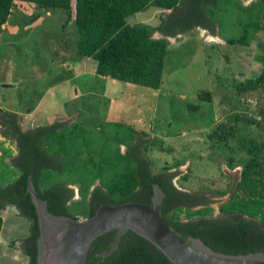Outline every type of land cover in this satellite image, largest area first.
Returning a JSON list of instances; mask_svg holds the SVG:
<instances>
[{
	"label": "rangeland",
	"instance_id": "rangeland-1",
	"mask_svg": "<svg viewBox=\"0 0 264 264\" xmlns=\"http://www.w3.org/2000/svg\"><path fill=\"white\" fill-rule=\"evenodd\" d=\"M242 2L250 5V0ZM209 8L211 5H206L205 11ZM169 13L152 7L129 18V22L158 26ZM243 16L236 8H226L219 17L217 36L195 27L189 32L190 36L170 41L162 87L156 90L97 75L96 62L77 55L76 31L74 27H65L66 12L16 2L8 23L0 25V138H5L1 123L7 112L19 114L24 130L72 121L70 127L53 132L46 141L56 143L51 144L54 151L62 152L57 141L77 125L74 142L79 144H74L73 148L79 147L85 159L76 167L67 164L62 174L52 173L49 179L50 184L58 180L71 181L76 201L80 202L83 190L89 192L99 185L95 180L98 170L89 164V157L94 153L85 145L103 144L108 135L112 139L116 134L115 126L105 130L106 124L120 123L126 127L123 137L130 138L132 133L134 137L147 136L150 143L145 146V155L153 162L154 172L180 162L179 175L173 181L175 186L184 192L207 194L218 216V207L231 198L239 183L242 172L239 162L249 156V141L253 138L260 143L264 141L261 115L264 94L232 97L238 82L254 78L263 71L258 58L264 54L259 48L264 42L263 33L249 46L228 43L242 32L239 20ZM207 90L212 93L211 101L200 97V93ZM236 114L245 115L248 123L237 124L241 128L240 139L229 144L234 147L232 152L211 134L214 131L221 134L222 124L236 125ZM254 120L262 122L261 127L253 124ZM82 128L86 131L81 135ZM122 149L125 151L126 147ZM17 155V144L13 140H0L1 187L19 177L20 173L12 167ZM73 157L82 158L78 152ZM90 174L94 181L89 183L87 179L83 183L82 179L86 180ZM185 176L189 179L185 180ZM0 216L4 222L0 264H28L23 243L31 234L29 220L21 216L15 206H5Z\"/></svg>",
	"mask_w": 264,
	"mask_h": 264
},
{
	"label": "trees",
	"instance_id": "trees-1",
	"mask_svg": "<svg viewBox=\"0 0 264 264\" xmlns=\"http://www.w3.org/2000/svg\"><path fill=\"white\" fill-rule=\"evenodd\" d=\"M16 2L33 3L48 11L66 12L68 22L65 27H74L76 31L77 55L95 61L97 75L156 90L162 87L170 39L187 37L195 27L217 36L219 17L226 8H236L244 15L243 19L239 18L242 32L227 39L230 45L249 46L259 33L264 34V0H255L248 6L242 0H0L1 26L8 23ZM206 5H211V8L205 11ZM152 7L171 12L158 26L129 22V18ZM157 32L160 38H155ZM259 48L264 53V42L259 44ZM258 58L263 71L254 78L238 82L232 97L256 92L264 94V54ZM200 95L205 100H212V93L208 90ZM5 115L2 122L4 136L17 144L18 156L13 159L12 167L20 175L13 183L0 186V210L5 206H15L20 215L29 220L31 234L23 243L29 257L28 264H37L40 237L37 210L28 192L30 177L38 196L47 202L50 213L75 219L92 218L103 205L133 201L152 204L154 185H158L165 195L158 210L184 239H200L213 251L229 255L264 253V141L260 143L254 138L249 141V156L239 162L242 167L239 183L231 198L220 204L219 215L216 216L213 202L207 194L184 192L175 186L173 181L179 175L180 162L154 172L153 162L145 155L150 143L147 136L134 137L132 133L130 138L123 137L126 127L114 121L108 122L105 128L108 130L115 126L116 134L112 139L108 135L104 145L95 142L85 145L95 154L91 153L89 164L98 170L95 180L99 185L89 192L83 190L82 199L77 202L71 181L58 180L50 184L49 178L52 173L62 174L67 164L76 167L85 159L79 147L73 148L74 144H79L74 142L78 126L57 141L63 149L58 153V150L54 151L56 143L47 142L46 138L55 131L70 127L72 121L24 130L18 113L7 112ZM261 115L264 123V108ZM246 119L245 115L236 114V125L227 127L222 124L221 134L214 131L211 137L216 136L233 152L234 147L229 144L240 139L241 128L237 124L247 125ZM252 123L261 127L260 121ZM82 131L85 133L86 130L82 128L81 135ZM243 142L246 144L245 139ZM240 144L245 148L243 143ZM76 152L82 156L80 160L73 157ZM86 177V180L82 179L83 183L87 179L89 183L94 181L91 174ZM77 203L82 205V209L80 205L77 208ZM3 223L0 216V235ZM115 236L116 231L109 232L94 242L88 264H173L150 242L131 231L122 237L118 249L110 256L98 257V254L111 249Z\"/></svg>",
	"mask_w": 264,
	"mask_h": 264
},
{
	"label": "water",
	"instance_id": "water-1",
	"mask_svg": "<svg viewBox=\"0 0 264 264\" xmlns=\"http://www.w3.org/2000/svg\"><path fill=\"white\" fill-rule=\"evenodd\" d=\"M160 37L158 34L155 38ZM170 40L173 42L176 38ZM28 192L40 226L37 264H88L94 242L113 231L116 236L111 249L98 257L110 256L118 249L122 237L131 231L150 242L173 264H264V253L261 252L229 255L213 251L200 239H184L158 210L165 196L158 185H154L152 204L133 201L103 205L94 217L83 220L50 213L47 202L38 196L31 177Z\"/></svg>",
	"mask_w": 264,
	"mask_h": 264
},
{
	"label": "crops",
	"instance_id": "crops-1",
	"mask_svg": "<svg viewBox=\"0 0 264 264\" xmlns=\"http://www.w3.org/2000/svg\"><path fill=\"white\" fill-rule=\"evenodd\" d=\"M171 12V11H170ZM160 35V34H159ZM1 125H2V123H1ZM3 126V125H2ZM3 128V127H2ZM5 137V136H4ZM6 140L7 138L5 137V138H0V140ZM14 144L16 145V143L14 142ZM18 156V155H17Z\"/></svg>",
	"mask_w": 264,
	"mask_h": 264
},
{
	"label": "flooded vegetation",
	"instance_id": "flooded-vegetation-1",
	"mask_svg": "<svg viewBox=\"0 0 264 264\" xmlns=\"http://www.w3.org/2000/svg\"><path fill=\"white\" fill-rule=\"evenodd\" d=\"M254 1V0H253Z\"/></svg>",
	"mask_w": 264,
	"mask_h": 264
}]
</instances>
